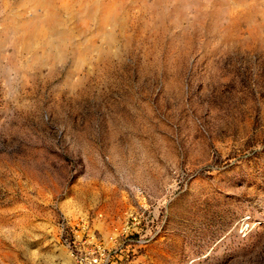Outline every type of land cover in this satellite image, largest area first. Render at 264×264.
<instances>
[{"label":"rangeland","instance_id":"rangeland-1","mask_svg":"<svg viewBox=\"0 0 264 264\" xmlns=\"http://www.w3.org/2000/svg\"><path fill=\"white\" fill-rule=\"evenodd\" d=\"M43 1L0 0V264H264V0Z\"/></svg>","mask_w":264,"mask_h":264},{"label":"built area","instance_id":"built-area-1","mask_svg":"<svg viewBox=\"0 0 264 264\" xmlns=\"http://www.w3.org/2000/svg\"><path fill=\"white\" fill-rule=\"evenodd\" d=\"M142 215L143 211L141 213L138 211L130 212L126 227L124 229V233L126 235L130 234L133 236L130 241L132 244V251H134L136 248L145 246L152 239H154L160 231L159 228L151 224L146 226L144 229L141 227L138 228L140 222L143 220ZM250 224L251 221L249 217L242 219L241 227L239 229L241 236H245L247 234ZM131 226H133L132 229H130ZM81 250L82 249L79 246L71 248L70 256L73 258L74 264H116L115 257L118 251L115 247L106 248L97 245L89 250V254L85 256L80 254Z\"/></svg>","mask_w":264,"mask_h":264},{"label":"bare ground","instance_id":"bare-ground-1","mask_svg":"<svg viewBox=\"0 0 264 264\" xmlns=\"http://www.w3.org/2000/svg\"><path fill=\"white\" fill-rule=\"evenodd\" d=\"M26 1V0H25ZM51 1V0H50ZM71 1H73V0H71ZM75 1V0H74ZM82 1V0H81ZM92 1V0H91ZM96 1V0H95ZM123 1H125V0H123ZM135 1H137V0H135ZM52 2H54V1H52ZM78 2V1H77ZM87 1H84V3H86ZM97 2V1H96ZM122 1H120V3H121ZM133 2V1H132ZM162 2H164V1H162ZM22 3V2H21ZM37 3V2H36ZM40 3H42V2H40ZM71 3V2H70ZM75 3V2H74ZM83 3V2H82ZM146 3V2H145ZM145 3H143V4H145ZM183 3V2H182ZM28 3H26V5H27ZM51 3H49L47 0L46 1H43V7H42V11H41V15L40 16H37L36 18H34V19H36L35 20V23H32V24H34V27H32V28H34L35 30H37V32H43V30L44 29H46L47 28V26H49V25H51V23H50V21H51V19H58L57 17H59L57 14H56V10L54 9V8H52V5H50ZM72 4H73V2H72ZM71 4V5H72ZM89 4H92V2L91 3H89ZM88 4V5H89ZM94 4V3H93ZM121 4H124V3H121ZM130 4H131V2H130ZM143 4H141V5H143ZM173 4V3H172ZM68 5V4H67ZM70 4H69V6H71ZM74 5V4H73ZM82 6H83V4H81ZM81 5H79V6H81ZM140 5V4H139ZM149 5V4H148ZM183 5H184V3H183ZM21 6H22V4H21ZM55 6H57L56 4H55ZM79 6H77V7H79ZM81 6V7H82ZM136 6V5H135ZM167 6V5H166ZM68 7V6H67ZM74 7V6H73ZM72 7V8H73ZM76 7V6H75ZM89 7V6H88ZM126 7V6H125ZM129 7H131V6H129ZM128 7V8H129ZM138 7V6H137ZM139 7H141L142 8V6H139ZM149 7V6H148ZM184 7V6H183ZM186 7H188V6H186ZM83 8V7H82ZM86 8H87V6H86ZM133 8V7H132ZM135 8V7H134ZM24 9V8H23ZM31 9V8H30ZM68 9V8H67ZM79 9H81V8H79ZM79 9H76L77 10V12H78V10ZM102 9V10H101ZM119 9V8H118ZM117 9V10H118ZM144 9V8H143ZM148 9V8H147ZM150 9V8H149ZM61 10H63V8L61 9ZM83 10H85V9H83ZM135 11H137L136 9H134ZM145 10V9H144ZM155 9H153L152 10V12L154 11ZM17 11V10H16ZM60 11V10H59ZM66 11V10H65ZM81 11V10H80ZM120 11V14H121V12L123 11H121V9L119 10ZM119 11H117V12H119ZM126 11V10H125ZM128 11H130V10H128ZM128 11H126V12H128ZM156 11V10H155ZM30 12V11H29ZM61 12V11H60ZM69 12V11H68ZM90 12H91V17H90V19L92 18V16H97V14L98 13H101V12H103V13H101L102 15H101V19H106L105 18V16H104V10H103V8L101 7V5L100 6H98L96 3L93 5V7H92V9L90 10ZM142 12V11H141ZM63 13V12H62ZM66 13H67V11H66ZM83 13V12H82ZM85 13V12H84ZM83 13V14H84ZM140 13V12H139ZM145 13V12H144ZM147 13H149V12H147ZM151 13V12H150ZM73 14H75V13H73ZM83 14H82V16H83ZM113 14V13H112ZM119 14V13H118ZM126 14V13H125ZM161 14V13H160ZM29 15V14H28ZM60 15V14H59ZM69 15H71V14H69ZM129 15V14H128ZM142 15H144V14H142ZM27 16V15H26ZM62 16V15H61ZM74 16V15H73ZM75 16H77V15H75ZM81 15H80V17L81 18H83ZM161 16V15H160ZM18 17H19V15H18ZM66 17H69L68 15H66ZM70 17H72V16H70ZM69 17V18H70ZM78 17V16H77ZM85 17H87V14H86V16ZM118 17V16H117ZM166 17V16H165ZM175 17H176V15H175ZM24 18V17H23ZM65 18V17H64ZM75 18V17H74ZM73 18V19H74ZM89 18V17H88ZM120 17H118L117 19H119ZM135 18V17H134ZM160 18H163V17H160ZM62 19V18H61ZM75 19H77V18H75ZM83 19H85V18H83ZM93 19H94V17H93ZM143 19V18H142ZM59 20V19H58ZM63 20V19H62ZM98 20V19H97ZM114 20V19H113ZM144 20V19H143ZM17 21V20H16ZM25 21V20H24ZM65 21V20H64ZM72 21V20H71ZM81 21V20H80ZM94 21H95V19H94ZM108 21V20H107ZM151 21V20H150ZM62 22V21H61ZM67 22H69V19H68V21ZM117 22V21H116ZM53 24H54V22H53ZM56 24H57V22H56ZM58 24H60L59 22H58ZM63 24V23H62ZM27 25H30V24H27ZM69 25V24H68ZM119 25V24H118ZM52 27H53V25H51ZM50 26V27H51ZM17 27H19V26H17ZM58 27V26H57ZM84 27V26H83ZM106 27V26H105ZM105 27H103L104 29H105ZM20 28V27H19ZM54 28V27H53ZM62 28V27H61ZM60 28V29H61ZM72 28V27H71ZM85 28V27H84ZM109 29H110V27H108ZM29 26H28V28L25 26V28H23V29H21V30H19V33H18V35H19V37H24V36H26L28 33H29ZM86 29V28H85ZM88 29V28H87ZM102 29V28H101ZM106 29H107V27H106ZM106 29H105V31H106ZM4 30H5V28H4ZM103 30V29H102ZM18 31V30H17ZM17 31H16V33H17ZM88 32V31H87ZM11 33V32H10ZM71 33V32H70ZM14 34V33H13ZM34 34V33H33ZM86 34V33H85ZM103 34V33H102ZM67 35V34H66ZM69 35V34H68ZM9 37V34H8V36H7V38ZM14 37H15V35H14ZM14 37H12L13 39H14ZM63 37H65V36H63ZM62 37V38H63ZM67 37V36H66ZM104 37V36H103ZM5 38V37H4ZM4 38H2V39H4ZM16 38V40H17V38L18 37H15ZM59 38V37H58ZM87 38V37H86ZM107 38V37H106ZM22 39V38H21ZM85 39V38H84ZM35 40V39H34ZM61 40V39H60ZM111 40H112V38H111ZM13 41V40H12ZM18 41V40H17ZM30 41V40H29ZM64 41V40H63ZM68 41H69V39H68ZM71 41V40H70ZM34 42V41H33ZM11 43V42H10ZM35 43V42H34ZM67 43V42H66ZM94 43V42H93ZM109 43V42H108ZM0 44H1V42H0ZM12 44H14L15 45V47H16V42H14V43H11V45ZM28 44V43H27ZM31 44H32V42H31ZM90 44V43H89ZM106 44V43H105ZM111 44V43H110ZM54 45V44H53ZM53 45H51V46H53ZM58 45V44H57ZM67 45V44H66ZM108 45V44H107ZM1 46V45H0ZM3 46H4V44H3ZM46 46H48V45H46ZM55 46V45H54ZM62 46H63V44H62ZM7 47V46H6ZM58 47V46H57ZM64 47V46H63ZM67 47V46H66ZM101 47V46H100ZM27 48V47H26ZM51 48V47H50ZM87 48V47H86ZM88 48H89V46H88ZM49 49V48H48ZM64 49V48H63ZM80 49V48H79ZM84 49V48H83ZM91 50H92V47L90 48ZM4 50V49H3ZM98 50V49H97ZM2 51V50H1ZM83 51V50H82ZM93 51V50H92ZM94 51H95V49H94ZM100 51V50H99ZM99 51H97V52H99ZM3 52V51H2ZM84 52V51H83ZM43 53V52H42ZM10 55V54H9ZM38 56V55H37ZM36 56V59H38V57ZM52 56V55H51ZM61 56V55H60ZM99 56H101V55H99ZM65 57V56H64ZM10 58V57H9ZM35 58V57H34ZM106 59V58H105ZM41 60V59H40ZM39 61V60H38ZM42 61V60H41ZM40 63V62H39ZM2 64V63H1ZM50 66V65H49ZM2 68V67H1ZM4 68V67H3ZM7 68H9V67H7ZM10 69V68H9ZM26 69H27V67H26ZM7 70V69H6ZM9 71V70H8ZM11 71H13V70H10L9 72H11ZM32 71V70H31ZM6 77V76H5Z\"/></svg>","mask_w":264,"mask_h":264}]
</instances>
